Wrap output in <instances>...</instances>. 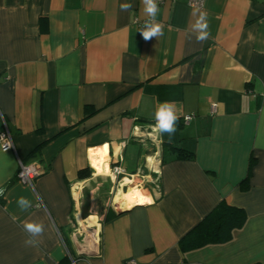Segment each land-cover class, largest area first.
<instances>
[{
	"label": "crops",
	"instance_id": "obj_1",
	"mask_svg": "<svg viewBox=\"0 0 264 264\" xmlns=\"http://www.w3.org/2000/svg\"><path fill=\"white\" fill-rule=\"evenodd\" d=\"M158 6L164 35L146 41L141 0H0V130L15 147L0 148V264H264V0ZM201 12L211 35L197 43ZM163 101L178 108L171 138L155 127ZM18 159L44 169L32 186ZM146 159L159 192L111 199L114 167L136 176ZM221 200L242 226L180 251ZM30 220L45 224L37 246Z\"/></svg>",
	"mask_w": 264,
	"mask_h": 264
},
{
	"label": "clouds",
	"instance_id": "obj_2",
	"mask_svg": "<svg viewBox=\"0 0 264 264\" xmlns=\"http://www.w3.org/2000/svg\"><path fill=\"white\" fill-rule=\"evenodd\" d=\"M142 12L145 17V22L138 32L147 41L152 38L158 39L164 35L163 25L156 19L159 12L158 0H141ZM130 3H122L120 10L127 12L131 9ZM191 31L195 35L197 43L206 42L211 33L209 31V22L207 13L201 12L191 25ZM155 127L161 135L167 134L169 138L174 136L177 130V122L179 120L177 104L174 101H163L158 104L155 113ZM11 147V144L5 145L4 150ZM3 194V189H0V195ZM17 206L20 211L27 212L33 207L32 200L25 196H20L17 199ZM22 229L26 233L27 238L24 243L27 246H37L41 242V238L45 232V224L42 221L30 220L22 224Z\"/></svg>",
	"mask_w": 264,
	"mask_h": 264
},
{
	"label": "trees",
	"instance_id": "obj_3",
	"mask_svg": "<svg viewBox=\"0 0 264 264\" xmlns=\"http://www.w3.org/2000/svg\"><path fill=\"white\" fill-rule=\"evenodd\" d=\"M88 111V108H86ZM174 149V148H172ZM179 157H188V153L177 151ZM78 177H86L85 170L78 172ZM245 213L242 209L219 201L197 224L178 240L182 252L197 249L209 244L225 243L232 237L233 231L242 226Z\"/></svg>",
	"mask_w": 264,
	"mask_h": 264
},
{
	"label": "built area",
	"instance_id": "obj_4",
	"mask_svg": "<svg viewBox=\"0 0 264 264\" xmlns=\"http://www.w3.org/2000/svg\"><path fill=\"white\" fill-rule=\"evenodd\" d=\"M167 0H158V4H162ZM169 1H176V0H169ZM205 0H188V4L195 8H202L204 6ZM192 117V115H187L184 117V121L188 122L189 119ZM11 144V147H7V150H14V143L12 140V137L8 131V128L6 126L5 121H3V128L0 130V148L4 150V146ZM18 170L16 172V179L22 184L32 186L35 179L42 174L44 169L41 167V165L36 161H23L21 159H18ZM124 172V170L120 166L114 167V173H120ZM127 175V174H126ZM133 176V175H128ZM155 192H159V184L156 182L154 184ZM130 264L134 263L133 260L129 261Z\"/></svg>",
	"mask_w": 264,
	"mask_h": 264
},
{
	"label": "rangeland",
	"instance_id": "obj_5",
	"mask_svg": "<svg viewBox=\"0 0 264 264\" xmlns=\"http://www.w3.org/2000/svg\"><path fill=\"white\" fill-rule=\"evenodd\" d=\"M152 166L153 163L149 161V159H146L145 161V167L147 168L146 172L140 170L136 174V176H128L123 172H120L119 174L114 173V175H111L110 178L113 181V184L109 181V179H107L106 181V183L109 182L110 189L113 192L110 194L109 197H111L112 199L120 191L124 193L129 188H133V190L138 189L143 194L145 193L142 190H147L150 193L155 194L154 184H156V182H158L159 179L157 173L155 172V168H153Z\"/></svg>",
	"mask_w": 264,
	"mask_h": 264
},
{
	"label": "bare ground",
	"instance_id": "obj_6",
	"mask_svg": "<svg viewBox=\"0 0 264 264\" xmlns=\"http://www.w3.org/2000/svg\"><path fill=\"white\" fill-rule=\"evenodd\" d=\"M96 162V161H95ZM94 162V166L96 167L97 171L101 170V162L98 161L97 163ZM93 163V162H92ZM126 191V190H125ZM120 196V195H119ZM124 202L129 203L130 200L134 198L133 188H129L126 192L122 194ZM119 203V202H118ZM129 205V204H128Z\"/></svg>",
	"mask_w": 264,
	"mask_h": 264
}]
</instances>
